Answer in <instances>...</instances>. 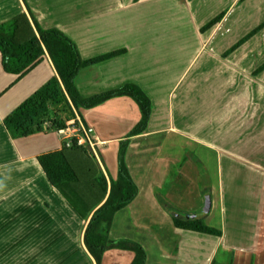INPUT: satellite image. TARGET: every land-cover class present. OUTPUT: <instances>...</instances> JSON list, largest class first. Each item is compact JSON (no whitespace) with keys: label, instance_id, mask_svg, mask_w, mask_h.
<instances>
[{"label":"crops","instance_id":"crops-1","mask_svg":"<svg viewBox=\"0 0 264 264\" xmlns=\"http://www.w3.org/2000/svg\"><path fill=\"white\" fill-rule=\"evenodd\" d=\"M22 16L62 31L84 60L126 50L81 71L76 85L82 96L135 84L151 99L147 130L129 139L126 152L138 194L114 216L109 239L140 244L145 264H264V228L257 221L248 234L228 235L221 226L213 227L211 216L225 198L223 156L229 164L237 154L228 147L226 124L211 134L207 126L208 104L226 95V83L234 86V98L244 92L250 108L264 116V70L256 73L264 66V28L229 53L264 23V0H0V25ZM57 76L48 54L19 78L4 71L0 53V264H98L87 247V233L90 228L101 233L93 217L109 198L111 181L119 174L120 144L141 113L129 97L81 109L76 116L94 130L95 152L85 146L94 160L72 150L75 141L61 139L56 130L14 137L5 118ZM211 83L223 95L211 92ZM65 143L73 166L88 163L96 178L105 177V195L96 181L80 186L76 191L80 188L83 206H77L51 184L38 158L62 151ZM207 154L218 159L216 187H199L195 207L174 202L171 191L191 177L188 171L196 163L205 170ZM209 195L211 209L204 214ZM186 216L204 219L222 235L177 228L174 218ZM134 259V253L114 249L101 264H132Z\"/></svg>","mask_w":264,"mask_h":264},{"label":"trees","instance_id":"trees-1","mask_svg":"<svg viewBox=\"0 0 264 264\" xmlns=\"http://www.w3.org/2000/svg\"><path fill=\"white\" fill-rule=\"evenodd\" d=\"M223 16L224 14L211 21L203 31L215 26ZM32 22L33 24L26 16H22L0 25V53L3 69L6 73L22 78L40 63L45 54H48L58 76L52 78L8 115L4 120V126L13 133L14 137L25 138L36 133L67 127L69 121L77 119L76 115L81 109H93L119 97L131 98L139 107L141 120L127 139L120 144L118 178L111 181L109 198L94 214L93 223L102 227L101 233H95L90 228L86 243L98 264H101L107 251L114 249L134 253L135 259L132 264H145L147 256L140 244L129 240L112 241L109 239V233L116 213L128 206L138 194V188L131 179L126 164V152L129 139L147 130L153 111L151 99L135 84H126L118 89L91 97L82 96L76 85L81 71L120 57L126 53V50L84 60L76 44L62 31L44 29L35 19H32ZM263 28L264 23L233 46L229 53L234 52ZM262 70L264 66L256 73ZM46 122H50L51 127H46ZM70 148L82 150L88 159L94 157L89 149L78 146L76 142H73ZM68 149L65 143L62 151L38 158L51 184L63 191L77 206H83L79 196L80 188L76 191L80 186H92L96 181L97 187L105 195L108 191L105 177L99 173L97 179L96 173L88 163L81 168L73 166L67 155ZM174 221L177 228L214 236L222 235L221 231L209 227L204 219L185 220L182 217H175Z\"/></svg>","mask_w":264,"mask_h":264},{"label":"rangeland","instance_id":"rangeland-1","mask_svg":"<svg viewBox=\"0 0 264 264\" xmlns=\"http://www.w3.org/2000/svg\"><path fill=\"white\" fill-rule=\"evenodd\" d=\"M210 91L223 95L216 83H211ZM234 91V86L226 83V95L210 100L207 117L210 134L216 133L226 124L223 131L226 140H230L228 147L237 154L236 158L229 160V164L223 156L225 198L220 209L210 215L215 225L212 226L217 229L221 226L228 235H236L237 230L248 234L254 221L264 228V116L250 108L252 101L248 95L240 92L237 100ZM207 160V164L204 163L206 171L198 163L195 167L191 164L194 170L188 172L192 180L190 177L187 181L178 182L180 186L171 191L174 202L189 208L193 206L190 204H194L195 207L199 187L205 188L206 184L216 187L219 182L216 179L217 156L208 155ZM195 171L202 174V178L199 179Z\"/></svg>","mask_w":264,"mask_h":264},{"label":"built area","instance_id":"built-area-1","mask_svg":"<svg viewBox=\"0 0 264 264\" xmlns=\"http://www.w3.org/2000/svg\"><path fill=\"white\" fill-rule=\"evenodd\" d=\"M45 126L51 127V123L46 122ZM56 133L61 139L75 140L78 146H88L95 152L94 130L91 127H84L78 117L71 124H68L67 127L56 130Z\"/></svg>","mask_w":264,"mask_h":264},{"label":"water","instance_id":"water-1","mask_svg":"<svg viewBox=\"0 0 264 264\" xmlns=\"http://www.w3.org/2000/svg\"><path fill=\"white\" fill-rule=\"evenodd\" d=\"M210 209H211V196L209 195V196H207V198H206V201H205V207H204V209H203V213H204V214H208L209 211H210ZM183 219H185V220H190V219H194V218H189L188 216H186V217H183Z\"/></svg>","mask_w":264,"mask_h":264}]
</instances>
